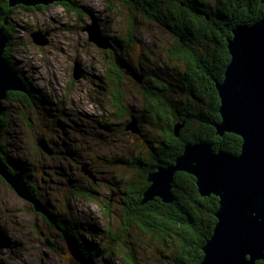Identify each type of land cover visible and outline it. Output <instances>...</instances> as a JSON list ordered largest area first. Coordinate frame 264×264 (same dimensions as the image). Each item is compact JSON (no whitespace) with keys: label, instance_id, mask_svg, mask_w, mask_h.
I'll return each instance as SVG.
<instances>
[{"label":"rangeland","instance_id":"rangeland-1","mask_svg":"<svg viewBox=\"0 0 264 264\" xmlns=\"http://www.w3.org/2000/svg\"><path fill=\"white\" fill-rule=\"evenodd\" d=\"M71 1L73 6L61 2L29 11L16 8L7 18L12 25L9 58L33 89V101L31 105L18 102L12 94L2 101L1 149L20 164L26 181L34 188V199L53 214L55 223L72 229L105 253L94 264H122L116 255L118 245L122 253L133 251L139 264H163L156 241L127 225L124 193L144 183L143 172L134 167L135 160L150 162V147L141 136L152 141L151 148H157L163 137L160 126L149 124L147 106L155 99L144 90V83L154 68L168 63L175 38L128 8L123 0ZM92 18L98 20L110 41L116 38L124 45L128 43L131 48L125 55L135 69L144 71L139 72L143 75L141 83L128 75L119 77V106L111 96L115 86L107 77L108 73L113 76L107 72L112 68L111 56L108 50L89 42L84 30ZM35 31L48 33L45 46L33 44L30 35ZM131 32L134 43L130 44ZM75 61L82 70L79 80L72 77ZM142 116L145 120L139 126L137 119ZM131 120L136 121L139 134L123 126ZM38 136L53 155L37 147ZM114 159L125 163L109 164ZM86 164L94 167V172ZM82 166L95 180L82 171ZM43 212L37 213L0 179V264H68L46 246V239L75 264L77 257L71 256L68 238ZM107 230L111 236L120 237V244L108 245Z\"/></svg>","mask_w":264,"mask_h":264},{"label":"trees","instance_id":"trees-1","mask_svg":"<svg viewBox=\"0 0 264 264\" xmlns=\"http://www.w3.org/2000/svg\"><path fill=\"white\" fill-rule=\"evenodd\" d=\"M66 2L67 6L74 5L71 0H66ZM124 2L128 8L139 13L142 18L168 32L176 42L175 48L169 55L168 63L154 68L153 73L145 81L148 92L155 99L152 103L148 102L147 106L148 114L151 113L149 124L155 127L160 126L163 137L160 138L157 148H151L150 145L152 152L150 162L144 164L141 160H135L134 167L143 172L144 183L136 190H128L134 194L127 201L129 203L125 212L127 225L134 226L142 234L156 241L160 247L158 253L164 259L163 264H200L203 258L202 247L210 239L217 222L215 218L218 208L217 198L200 196L195 179L186 173L177 172L170 189L171 203H164L159 198L142 203L144 193L150 186L147 177L158 168L173 165L175 159L183 153L186 145L206 143L211 145L214 152L239 154L242 141L238 136L227 133L221 137L216 135L214 125L220 122V116L215 82L223 80L225 68L230 60L227 39L232 36V29L239 25H252L264 18V4L261 0H241V2L238 0H126ZM241 4H243V9L239 11L237 8ZM16 8L30 10L22 6ZM16 8L10 9L6 0H0L2 17H9ZM134 20L130 22L132 29L135 26ZM0 27H3L2 18ZM5 32L10 41L4 51V58L15 72L8 54L9 47L12 46V36L8 34L7 27ZM215 32L221 36L220 39L214 38ZM132 33L128 35L130 44L134 43ZM106 39L110 45L109 57L111 56L112 67L107 72L113 74L111 76L108 73L107 77L115 86L111 96L115 105H118L121 100L119 77H124V73L115 65L114 56L132 66L131 61L125 55L131 47L128 43L124 45L116 38L112 41L107 37ZM194 41L215 42L217 45L204 47V54L199 58L203 62V64L199 62V65L204 67L203 73L194 72L191 76L190 50L192 46L190 43ZM17 76L22 80L27 94L10 92L8 96L12 94L18 102L31 105L33 89L21 76ZM178 96L180 99L176 100ZM192 101L193 110H190ZM2 123L3 115L0 117V126ZM176 126L181 127L178 137L174 135ZM0 161L10 173H21L25 180L28 179L21 172L20 164L4 154L1 146ZM142 177L138 184H141ZM27 187L34 197L32 193L34 188L28 182ZM43 211L51 223L59 227L55 223L53 214L46 210ZM65 231L73 238V243L70 244L78 256L75 259L76 264H94L100 256L105 254L95 248L96 245L86 243L72 229L65 228ZM105 233L108 245L113 247L120 244V237L111 236L109 230ZM117 247L118 249L115 247L116 255L122 264H139L133 251L125 254L122 253L121 245ZM106 264L109 263L106 262ZM254 264H264V260L256 261Z\"/></svg>","mask_w":264,"mask_h":264},{"label":"water","instance_id":"water-1","mask_svg":"<svg viewBox=\"0 0 264 264\" xmlns=\"http://www.w3.org/2000/svg\"><path fill=\"white\" fill-rule=\"evenodd\" d=\"M10 9L18 6L35 8L49 6L66 0H6ZM264 4V0H261ZM1 17V14H0ZM1 19V18H0ZM3 26L7 24L2 18ZM97 20L92 19L85 27L88 41L102 50H109L108 40L103 35ZM227 39L230 56L221 82H215L219 98L218 113L220 122L214 125L217 136L233 134L241 141L238 155L222 151L214 152L211 145L196 143L186 145L183 153L173 165L158 168L149 174L150 184L144 193L142 203L159 198L171 203L170 193L173 177L177 172L191 175L195 179L198 193L202 197L214 196L218 200L215 213L216 224L213 233L202 247L203 258L200 264H254L264 260V18L252 25H239L232 29ZM48 33L35 31L30 38L36 46L43 47L48 41ZM10 39L4 27H0V117L4 114L2 101L10 92L27 94V90L15 66L12 70L4 58V51ZM115 65L135 81L141 83L143 76L129 63L114 56ZM72 77H82L80 64L75 61ZM2 125V124H1ZM126 130L139 134L135 120L126 125ZM181 127L174 128L179 136ZM1 130V126H0ZM36 145L51 155L41 136ZM124 164L122 159H114L109 164ZM82 171L94 179L91 171L82 166ZM0 177L13 191L27 203L37 206L29 192L22 174H12L0 161ZM37 208V207H36ZM38 212H41L37 208ZM46 244L68 264V258L58 253L46 239ZM71 256L78 257L72 251Z\"/></svg>","mask_w":264,"mask_h":264},{"label":"flooded vegetation","instance_id":"flooded-vegetation-1","mask_svg":"<svg viewBox=\"0 0 264 264\" xmlns=\"http://www.w3.org/2000/svg\"><path fill=\"white\" fill-rule=\"evenodd\" d=\"M123 1H126V0H123ZM238 1H240L241 2V0H238ZM243 3V2H242ZM23 7V6H22ZM23 8H25V7H23ZM26 9V8H25ZM239 11H240V9H243V4H241L238 8H237ZM0 18H3L2 16L0 17ZM7 18H9L8 16H6V21H7ZM1 20V19H0ZM4 27V29L7 27V32H8V34H10L11 36H12V25H10V24H8V22H7V24L5 25V26H3ZM214 38L215 39H220L221 38V36L218 34H216V32L214 33ZM191 44V46H192V48H191V50H190V71H191V76L194 74V72H196V73H200V74H202L203 73V68L204 67H201L199 64V62H201L200 60H199V58H200V56H202L203 54H204V47L206 48L207 47V45L209 46V45H217L215 42L213 43H211V42H209V43H207V42H205V41H194V42H191L190 43ZM109 51L110 50H108V53H109ZM193 51H194V53H193ZM107 56H108V54H107ZM143 56H145V55H143ZM145 59V58H144ZM138 67H140V64H141V62H140V60H138ZM201 64H203V62H201ZM133 66V65H132ZM118 68V67H117ZM134 68V67H133ZM119 69V68H118ZM135 69V68H134ZM120 70V69H119ZM137 72H140V73H142V71L141 70H138V69H135ZM122 71V70H121ZM124 73V72H123ZM144 73V72H143ZM125 75V74H124ZM143 76V75H142ZM119 77V76H118ZM191 78V77H190ZM144 90L145 91H148V89H147V84H145L144 83ZM12 93H20V92H12ZM22 94V93H21ZM24 95V94H23ZM190 110H193V101H192V106L190 107ZM139 111H140V109H139ZM143 114H144V111H143ZM190 116H191V113H190ZM144 118L145 117H140V118H138L137 119V121H138V124H139V126L142 124V121L144 120ZM158 119H160V118H158ZM161 125V124H160ZM141 140L148 146V147H150V145L152 144V141H148L147 140V138L146 137H143V136H141ZM149 154H150V156L152 155V152L149 150ZM152 158H153V156H152ZM100 162H106V164L108 163L107 161H105V159H101L100 160ZM135 163H136V161H135ZM127 164L129 165V162H127ZM86 165H88V164H86ZM88 167H90L91 169H92V171L94 172V170H93V168L94 167H92V166H90V165H88ZM0 179H2L1 177H0ZM134 193H132V192H126V193H124V196L126 197V199H127V201H128V199H129V197L131 196V195H133ZM36 200V199H35ZM125 202L124 203V205L127 207V204H129L128 202ZM38 213V212H37ZM61 232H62V234L63 235H65V237H67L68 238V241L72 244L73 243V238H72V236H71V234H67V232L65 231V228H63V227H57ZM70 235V236H69ZM61 252H63V251H61ZM60 252V253H61ZM75 260V259H74ZM76 261V260H75ZM75 264H76V262H75Z\"/></svg>","mask_w":264,"mask_h":264},{"label":"bare ground","instance_id":"bare-ground-1","mask_svg":"<svg viewBox=\"0 0 264 264\" xmlns=\"http://www.w3.org/2000/svg\"><path fill=\"white\" fill-rule=\"evenodd\" d=\"M93 19V18H92ZM91 19V20H92ZM96 20V19H95ZM98 21V20H97ZM85 30V29H84ZM83 76V75H82ZM82 78V77H81ZM79 80V79H78ZM44 153V152H43ZM51 155H53V153L51 154ZM51 155H48V156H51ZM88 166V165H87ZM90 168V167H89ZM91 169V168H90ZM21 174V173H20ZM22 199V198H21ZM24 200V199H23ZM36 201V200H35ZM31 205H32V207H33V209L36 211V212H38L37 211V208L41 211V212H38V213H44L43 212V209L41 208V206L39 205V203L36 201V204H37V208L32 204V203H30ZM45 244H46V241H45ZM46 246H48L47 244H46ZM49 247V246H48ZM50 248V247H49ZM50 250H51V248H50ZM53 251V250H52ZM55 252V251H54ZM56 253V252H55Z\"/></svg>","mask_w":264,"mask_h":264}]
</instances>
